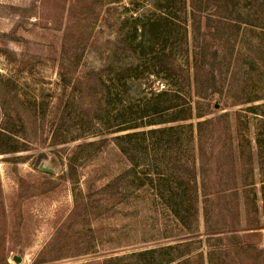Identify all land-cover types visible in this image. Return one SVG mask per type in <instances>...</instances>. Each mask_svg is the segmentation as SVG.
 I'll return each mask as SVG.
<instances>
[{
	"label": "rangeland",
	"instance_id": "374dc122",
	"mask_svg": "<svg viewBox=\"0 0 264 264\" xmlns=\"http://www.w3.org/2000/svg\"><path fill=\"white\" fill-rule=\"evenodd\" d=\"M151 1L0 0V131L4 126L12 131L8 145L18 147L0 154V264H35L38 259H47L43 264H91L181 243L193 245L171 264H209L211 244H218L214 237L227 233L208 231L202 214L194 232L181 237L128 245V235L115 232L117 223L129 222L125 210L114 205L117 187L135 189L139 176L134 169L146 179L147 167L144 159L120 158L114 138L125 132L114 133L111 124L124 113L127 119L138 117L133 113L146 107L150 89L162 88L159 79L148 75V47L139 45L142 23H133L153 9ZM249 21L229 27V35L217 29L206 38L190 27L185 42L179 36L183 48L177 54L190 65L191 121L198 122L197 113L206 115L202 120L226 116L222 127L228 149L222 141L213 148L209 178L239 184L240 221L232 231L246 244L264 249V18L253 15ZM203 39L207 45L200 53ZM109 65L146 71L128 90L127 102L110 108V118L100 101L104 84L83 78ZM77 78L82 79L76 85L81 98L76 96ZM91 141H106V148L78 150ZM197 154L199 163L210 160L208 153ZM87 182L92 183L90 194ZM245 182L254 184L248 193L258 209L250 208L252 225L241 190ZM106 183L109 194L102 195L99 187ZM136 218L140 230L150 231L149 224L142 226ZM220 243L215 246L228 241ZM217 253L214 264L244 260L226 247ZM15 256L23 261L15 262ZM259 263L264 264V254Z\"/></svg>",
	"mask_w": 264,
	"mask_h": 264
},
{
	"label": "trees",
	"instance_id": "16d2710c",
	"mask_svg": "<svg viewBox=\"0 0 264 264\" xmlns=\"http://www.w3.org/2000/svg\"><path fill=\"white\" fill-rule=\"evenodd\" d=\"M151 4L153 9L133 19V23H142L144 38L139 45L148 47V75L159 79L162 88L150 89L146 107L138 113H133L138 117L130 116L127 119L124 113L121 115L123 119L116 117L111 124L114 133L125 132L114 138L116 152L121 154L120 158L136 157L134 161L137 163L138 160L144 159L147 167L146 179L134 169L136 176H139L133 183L135 191L117 187L115 197L118 198L115 199L114 205L125 210L124 216L129 222L117 223L115 232L127 234L126 239L132 240L128 245L181 237L194 232L202 214L208 231L209 227L215 228V231H227L224 235L214 237L218 244H211L208 252L209 264H214V256L224 247L241 254L244 257L241 264H260L264 249L246 244L237 232L232 231L240 221V189L237 180L209 178L214 166L213 148L221 146L222 141L228 149L227 129L222 127V123L227 122L226 116L219 115L202 120L206 115L197 113L198 122L191 121L195 116V108L189 94L192 82L190 65L188 61L181 62L182 58H179L177 53L183 48L179 36L183 35L185 42L190 27L203 32V35L205 33L206 38L217 29H222L229 35V27L241 28V23L250 22L253 15L262 20L264 0H152ZM148 30L151 31V37H147ZM201 42L199 51L204 53L207 39ZM140 68L141 66L135 68L109 65L83 77L87 81L97 79L104 84L102 94L95 90L92 93L95 96L100 94V101L107 107L108 118L111 117L110 108L127 102L128 90L132 84L144 78L141 76H144L146 71H141ZM76 81V96L81 98L82 90L76 85L80 84L82 79L77 78ZM60 105L61 100L58 106ZM79 117H83L82 114ZM103 117L100 115L98 118L101 120ZM222 129L224 134L220 133ZM13 135L14 133L5 126L2 128L0 154L17 150L15 145H8L12 143ZM5 140H8L7 145H4ZM105 143L107 142H86L79 145L78 150L92 148L99 152L106 148ZM198 152L210 154V160L199 163ZM228 156L230 153H226V158ZM76 159L77 157L74 161ZM74 169L71 167V172ZM122 180L118 179V182ZM253 186L254 184L245 182L242 183L241 189L247 210L249 209L247 223L250 225L253 224L250 220V208L258 211L256 202L248 196L249 188ZM262 186L264 189V180ZM110 187V183L103 184L99 187V193L108 195ZM86 191L89 194L93 191L92 183H86ZM132 213L135 214V219L138 220L137 215L143 220L142 226L149 224L150 231L140 230L136 220L129 218ZM146 217L149 218L145 220ZM258 222L259 220L256 224ZM132 236L135 239H132ZM225 240L228 241L226 245L215 246L221 245L220 242ZM192 245L181 243L147 249L123 256H112L91 264H171L182 258L183 248ZM191 250L193 249L188 248V251ZM46 260L38 259L35 264H43ZM4 264L9 263L5 261Z\"/></svg>",
	"mask_w": 264,
	"mask_h": 264
},
{
	"label": "water",
	"instance_id": "95a60500",
	"mask_svg": "<svg viewBox=\"0 0 264 264\" xmlns=\"http://www.w3.org/2000/svg\"><path fill=\"white\" fill-rule=\"evenodd\" d=\"M43 170H45L47 172H51V170L46 169V168H44ZM14 261L17 262V263H21L23 261V259L21 257H19V256H15L14 257Z\"/></svg>",
	"mask_w": 264,
	"mask_h": 264
}]
</instances>
